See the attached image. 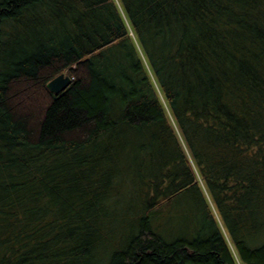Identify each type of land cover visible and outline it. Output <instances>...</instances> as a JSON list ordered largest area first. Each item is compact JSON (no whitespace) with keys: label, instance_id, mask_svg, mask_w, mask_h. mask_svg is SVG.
I'll list each match as a JSON object with an SVG mask.
<instances>
[{"label":"trees","instance_id":"1","mask_svg":"<svg viewBox=\"0 0 264 264\" xmlns=\"http://www.w3.org/2000/svg\"><path fill=\"white\" fill-rule=\"evenodd\" d=\"M0 264H264V0H0Z\"/></svg>","mask_w":264,"mask_h":264},{"label":"water","instance_id":"2","mask_svg":"<svg viewBox=\"0 0 264 264\" xmlns=\"http://www.w3.org/2000/svg\"><path fill=\"white\" fill-rule=\"evenodd\" d=\"M72 82V78L65 73L60 74L48 83V88L55 93H60L65 90Z\"/></svg>","mask_w":264,"mask_h":264}]
</instances>
